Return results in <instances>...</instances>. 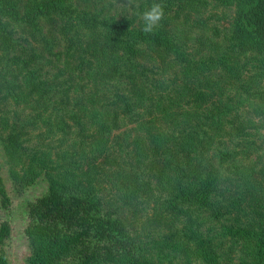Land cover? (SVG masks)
Listing matches in <instances>:
<instances>
[{
    "label": "trees",
    "instance_id": "trees-1",
    "mask_svg": "<svg viewBox=\"0 0 264 264\" xmlns=\"http://www.w3.org/2000/svg\"><path fill=\"white\" fill-rule=\"evenodd\" d=\"M238 4L233 35L239 42V49L244 52L254 49L264 55V0H238ZM6 17L20 20L30 28L39 27L42 17L53 25L58 19L61 21L52 27L64 43H60L61 48L55 56L63 66L60 76L69 74L67 81L77 93L75 105L80 116L76 113L73 118L82 125L81 130L97 124L101 138L94 142L92 150L100 151L107 135L133 121L137 122L132 128L137 133L136 153L150 157L162 152L161 178L166 177L168 168H175L174 183L168 188L170 195L175 194L170 208L185 215V229H175L161 239V251L168 248L162 244L169 240L174 243L169 245L170 249L183 254L185 264H227L222 261L214 240L201 229L200 222L204 212L216 214L226 206L219 198L218 177L213 178L206 172L195 175L197 170L191 173L193 153L197 154L200 147L212 145L217 134L225 130L222 115L226 110L216 113L201 109L202 103L193 104L194 89L180 83L179 79L189 63L183 56L181 44L163 30L151 35L136 31L133 35L137 37H133L127 21L80 9L75 0H28L22 12L16 0H0V36L3 35L0 62L6 61L0 70V93L16 103L33 106L38 118L48 125V133H55V127L64 129L66 121L49 102L53 100L46 96L45 89L51 80L42 77L36 69L28 70L19 59L16 66L9 64L18 57L11 56L13 51L6 43L5 31L9 30ZM140 53L144 59L137 57ZM262 64L264 67V57ZM172 71L177 75L164 77ZM18 77H21L19 83ZM218 88L223 90L220 84ZM70 99L69 92L64 91L62 101L70 102ZM179 107L184 109L180 111ZM259 110L256 113L264 123V104ZM144 116H151L150 121L144 120ZM81 117L87 119L86 124ZM195 118H200L202 123ZM164 120L174 126L171 134L165 130L154 132V125ZM0 123L5 125L7 121ZM33 123L36 120L30 125ZM23 133L15 130L4 137L0 131V148L5 146L19 155L17 150L21 148ZM170 137L175 142L174 150L168 142ZM183 155L191 156L189 164L183 161ZM195 156L197 164L198 156ZM32 159L30 170L24 169L22 180L31 184L43 174L49 187L26 204L28 225L25 232L30 246L27 264H158L154 256L150 258L151 250L146 242L134 233L119 210L104 207L99 195L87 193V189L78 184L79 165L73 162L72 167L64 170V164L55 165L51 151H43L42 157ZM14 162L12 174L19 178L20 173L15 169L19 157ZM11 205L12 197L0 165V212L7 214ZM257 213L254 222L239 233L236 249L241 256L230 264H264V207ZM12 232L8 220L0 222V243L9 239ZM154 242L159 243L158 240ZM0 264H8L4 254Z\"/></svg>",
    "mask_w": 264,
    "mask_h": 264
},
{
    "label": "rangeland",
    "instance_id": "rangeland-1",
    "mask_svg": "<svg viewBox=\"0 0 264 264\" xmlns=\"http://www.w3.org/2000/svg\"><path fill=\"white\" fill-rule=\"evenodd\" d=\"M16 1L20 11H24L28 0ZM75 1L80 9L114 16L121 22L127 21L133 37H137L133 32L141 31L143 21L140 13L154 2ZM160 2L165 5L166 15L162 26L156 31L163 30L172 35L181 44L183 56L189 59L179 79L180 83L194 89L191 101L193 104L202 103L201 109L216 113L226 110L222 115L225 130L217 134L212 145L200 147L197 154L194 152L192 159L191 156L183 155V161L189 164L192 160V174L197 170L195 175L206 172L213 178L218 177L219 198L226 206L216 214L204 212L200 219L201 229L218 246L222 261L234 263L241 256L239 249H236L239 233L254 222L257 211L264 207V123L263 118L256 113L264 104V55L254 49L245 52L239 49V42L233 35L234 19L240 7L238 0ZM5 20L9 29L5 31L6 43L13 51L11 56L18 57L9 61V64L16 66L19 59L28 70L36 69L37 73L43 74L42 77L51 80L45 89L48 91L46 96L53 100L49 102L58 109L57 113L67 126L60 130L55 127V133H48V125L38 118L33 106L25 102L16 103L0 93V121H7L5 125L0 123L2 135L6 137L15 130L24 132L21 148L17 150L19 155L11 153L5 146L0 148L2 174L12 197L8 213L0 212V222L8 220L13 230L11 237L0 243V260L4 254L8 264L28 263L30 246L25 232L28 225L26 204L47 191L49 182L43 174L31 184L25 183L21 177L26 173L25 170H30L32 157L37 159L42 157L43 151H51V156L56 160L55 165L64 164V170L72 167L73 162L79 165L78 184L85 187L87 193L90 191L99 195L106 205L104 207L119 210L134 233L146 242L147 248L151 250L150 258L154 256L158 264H185L184 255L170 249L169 245L173 242L165 240L167 242L162 246L168 245V248L161 251V239L174 233L175 229H185V215L170 208L175 194L170 195L168 188L174 183L172 173L175 168H168L166 177L161 178L163 153L157 152L150 157L136 153L134 139L137 133L132 128L136 127L137 122L133 121L107 135L105 143L100 145V151L92 150L94 142L101 138L97 124L81 130L82 125L77 123V118H73L76 113L79 115L78 106L75 105L77 93L73 92L67 81L69 74L60 76L63 66L55 56L64 43L60 40L61 35L55 33L52 27L61 21L58 19L53 25V22L42 17L38 21L39 27L30 28L20 20L8 17ZM0 41H3V35ZM137 57L144 59L142 53ZM5 64L6 61L0 62V70ZM175 74L172 71L164 77ZM20 79L18 77V83ZM218 84L223 90L218 88ZM225 88L227 91H224ZM64 91L71 95L70 102L62 101ZM200 93L202 95L197 97ZM183 109L179 107L180 111ZM150 117L144 116L143 119L150 121ZM80 119L86 124L85 117ZM35 120L36 123L30 125ZM194 120L202 123L200 118ZM173 129L174 126L166 120L156 123L153 128L154 132L165 130L169 134ZM168 139L174 150L173 137ZM83 150L85 153H82ZM195 155L198 156L197 164ZM17 157L20 162L15 169L20 173L19 178L13 176L11 169ZM155 240L159 243H152ZM192 243L193 246L196 244L194 241Z\"/></svg>",
    "mask_w": 264,
    "mask_h": 264
},
{
    "label": "clouds",
    "instance_id": "clouds-1",
    "mask_svg": "<svg viewBox=\"0 0 264 264\" xmlns=\"http://www.w3.org/2000/svg\"><path fill=\"white\" fill-rule=\"evenodd\" d=\"M165 5L160 0H154L152 5L140 13V18L143 21L141 31L145 35L153 34L165 19Z\"/></svg>",
    "mask_w": 264,
    "mask_h": 264
}]
</instances>
